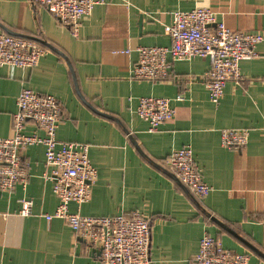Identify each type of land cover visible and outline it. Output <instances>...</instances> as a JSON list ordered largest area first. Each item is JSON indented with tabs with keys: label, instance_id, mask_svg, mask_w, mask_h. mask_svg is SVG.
<instances>
[{
	"label": "crops",
	"instance_id": "crops-1",
	"mask_svg": "<svg viewBox=\"0 0 264 264\" xmlns=\"http://www.w3.org/2000/svg\"><path fill=\"white\" fill-rule=\"evenodd\" d=\"M32 0H0V33L47 49L31 69L0 66V138L12 135V115L23 89L49 94L61 105L56 138L88 144L97 178L89 200L70 203L82 216L131 218L150 224L151 264H192L207 233L225 249L264 264V40L257 56L239 63L241 80L228 81L217 103L205 87L210 61L195 57L173 64L161 82L131 78L140 46H169L165 26L172 12L211 9L217 22L264 37V0H103L82 21L77 36ZM211 28L214 25L210 26ZM127 50L126 53H120ZM140 97L169 100L172 120L156 132L136 114ZM27 122L25 132L33 131ZM222 129H244L246 145L224 148ZM189 147L203 181L194 197L170 172L173 150ZM29 180L0 192V264H101V250L58 218L44 148L20 150ZM32 214L21 216V201Z\"/></svg>",
	"mask_w": 264,
	"mask_h": 264
},
{
	"label": "built area",
	"instance_id": "built-area-1",
	"mask_svg": "<svg viewBox=\"0 0 264 264\" xmlns=\"http://www.w3.org/2000/svg\"><path fill=\"white\" fill-rule=\"evenodd\" d=\"M33 6L44 7L61 25L77 36L82 21L103 0H32ZM165 33L169 46H140L137 60L131 69V78L139 81L161 82L170 77L174 62L195 57L207 58L210 69L205 87L211 102L217 103L228 81L241 80L239 63L257 56L255 46L264 40L260 33L230 30L217 22L215 13L205 7L172 12ZM214 25L213 28L210 26ZM47 49L23 38L0 33V66L31 69ZM127 53V50L120 53ZM136 114L148 124L149 132L172 120L175 110L166 98L140 97ZM12 115V135L0 138V192L10 193L17 184L27 186L29 162L22 160L20 150L31 146L44 148L45 162L50 167L47 179L54 182L53 192L58 206L46 220H64L78 237L101 250V264H151L150 224L140 213L127 218L116 216H82L69 211V204L82 205L91 195L97 172L88 157V144L64 142L56 138L61 119V105L49 94L23 89L16 100ZM27 122L35 129L25 132ZM220 144L224 148H238L248 142L244 129H222ZM167 165L175 178L196 198H204L210 187L203 181L192 150L183 147L173 150ZM32 201H21V216L32 214ZM249 254L225 249L218 238L205 233L192 264H248Z\"/></svg>",
	"mask_w": 264,
	"mask_h": 264
},
{
	"label": "bare ground",
	"instance_id": "bare-ground-1",
	"mask_svg": "<svg viewBox=\"0 0 264 264\" xmlns=\"http://www.w3.org/2000/svg\"><path fill=\"white\" fill-rule=\"evenodd\" d=\"M74 214V213H73Z\"/></svg>",
	"mask_w": 264,
	"mask_h": 264
}]
</instances>
